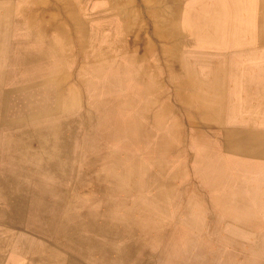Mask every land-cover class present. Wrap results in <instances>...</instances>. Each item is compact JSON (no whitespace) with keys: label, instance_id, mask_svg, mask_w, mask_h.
<instances>
[{"label":"rangeland","instance_id":"374dc122","mask_svg":"<svg viewBox=\"0 0 264 264\" xmlns=\"http://www.w3.org/2000/svg\"><path fill=\"white\" fill-rule=\"evenodd\" d=\"M23 1L0 0V15L9 8L17 18L15 20H24V14L17 10V5ZM36 1L35 9L28 8L23 12L35 13V21L40 23L43 22V16L50 18L47 14L52 11L56 14V23L61 21L67 30L69 45L66 47V58L61 56L62 53L58 57L53 50L55 56L52 62V68H60L52 70L51 134L55 131L58 137V143L52 140L53 146L61 145L62 150L53 147L55 153L52 151L51 174L35 175L36 190L31 192V196L47 204L45 216L41 219L32 218V211H29L31 207L27 206L18 224H4L3 229L0 228L3 230V240L10 239L9 245L3 247L4 264L12 252V240L18 242L16 253L19 257V261L13 264H56L58 261H62V264H101L100 258L106 255L105 252L102 255L99 252L86 255L71 241L55 238L54 231L64 220L74 218V215L80 216L83 221L84 227L76 226L80 228V236L84 234L87 239L113 246V253H107L109 264H254L264 259V168L261 169L264 167V110L244 111L243 105L237 100L243 96L227 93L228 89H233L223 87L221 64L212 61L215 60L212 57L219 58L214 51H220V48L207 46L203 40H192L188 45H182V57L163 60L149 56L148 63L152 64L147 67V76L154 75L157 68L161 69L158 78L162 85L155 87L156 95L149 88L150 84L146 86L145 81L138 83L130 75H125L121 84L105 88L97 87L90 81L83 90L77 78V67L82 57L76 52L78 41L75 27L67 20L71 9L63 5L66 0ZM91 2H81L79 13L85 20L96 11ZM118 3L122 2L118 0ZM95 14L101 17L100 22L110 18L112 22L116 18L118 24L110 25L114 26L113 29L122 23L118 13L110 17L109 12L103 9ZM14 16L11 15L12 18ZM184 18L180 16L181 21ZM142 19L141 24L145 26L148 17L142 16ZM51 22L47 25L52 28L51 41L56 46L60 41L55 37V23ZM110 27H105L101 33H112ZM2 33H10L13 39L18 32L7 29L4 32L0 30V35ZM145 34L151 36L150 31ZM64 49L61 48V52ZM119 59L132 67L124 58ZM185 65L188 66L183 68ZM84 76L90 77V70ZM181 81H185V84L178 85ZM112 113L122 115L127 122L130 120L139 132L133 137H128L123 131L110 132ZM156 113H159L158 118ZM252 116L254 120H251ZM235 140L238 141V148L233 147ZM254 142L260 145L259 152L251 151ZM45 164L47 167V160ZM124 169L129 170V180L124 184H115L113 177L106 176L108 172L112 176L122 175ZM212 178L217 180L212 183ZM180 185L183 186L179 189ZM221 192L225 196H221ZM172 204H176V207ZM243 204H246V210ZM139 205L141 209H138ZM143 219L146 223H143ZM155 220L159 223H155ZM109 237L112 238L109 240ZM23 242H26V251L19 250ZM49 252L53 253L54 258ZM0 264H3L2 258Z\"/></svg>","mask_w":264,"mask_h":264},{"label":"crops","instance_id":"0c3cea01","mask_svg":"<svg viewBox=\"0 0 264 264\" xmlns=\"http://www.w3.org/2000/svg\"><path fill=\"white\" fill-rule=\"evenodd\" d=\"M92 1V7L96 11H93L92 16L87 18L85 23L88 36H92L93 29L100 23L101 17L95 14L97 11L99 13L105 9L109 15L117 13L109 8L106 0ZM159 1L158 9L161 12L175 14L178 20H181L180 16H185L197 30H200L203 24L205 31L219 32V39L207 42V46L220 48V51H214L219 58L212 57L215 59L212 61L221 64L220 68L223 71L220 72L224 73L221 77L225 84L223 87L233 89L230 91L228 89L227 93L243 96L237 99L243 105L242 110H250V112L264 110V0ZM199 16L203 23L196 21ZM184 24L188 25L187 28L191 27L190 23L183 22L182 25ZM0 45V55L2 54V57L0 56V228H2L4 224H17L21 221L20 213H24V210L19 211V208L30 205L28 201L33 198L31 192L36 190L35 175L51 174L52 100L50 90L46 93L44 86L39 92L45 99H38L39 106L26 105L34 112L25 116L30 117L28 120L19 119L18 114L12 113L22 105L19 99L22 95L21 90L40 83L44 77L50 75H46L49 71L46 62L51 60V48L45 41L41 43L35 39L28 40L22 47L30 58L26 57L25 61L20 63L21 50L16 41L11 38L4 41L0 37ZM41 62H43V71L37 68V64ZM254 118L252 116L251 120ZM46 160L47 167L44 164ZM2 229L0 258L4 264Z\"/></svg>","mask_w":264,"mask_h":264},{"label":"bare ground","instance_id":"6f19581e","mask_svg":"<svg viewBox=\"0 0 264 264\" xmlns=\"http://www.w3.org/2000/svg\"><path fill=\"white\" fill-rule=\"evenodd\" d=\"M2 1V0H1ZM4 1V0H3ZM11 1V0H10ZM47 1V0H46ZM63 1V0H62ZM61 1V2H62ZM85 0H66L65 3H63V5L66 4V7L71 9V12L69 13V15L67 14V20L70 21V23L72 22L74 27H75V32H76V37H77V41H78V45H77V49L76 52L77 54H79V56L81 55V63H79L78 67H77V74H78V81L80 82V84L82 85V89H85V85H87L90 81H92V84H94L97 87L100 88H105L108 86H112V85H119L121 84V80L125 75H130V77L137 79L138 83H141L142 81H145L146 86H148L150 84L151 90L158 88L162 85L161 81H159L158 75H160V68H157L155 70L154 75L148 77V71H147V67L149 64L152 63H148L150 60V57L152 56L153 58H162L163 60L165 59H169L171 57H182V45H188L189 42H191L192 40H203L204 42H210L211 40H217L220 37V34L218 31H205L203 29V24L200 28V30H197L196 28H194V26L192 25V22L188 21L187 18H185V20H183L181 22V20H178L177 15L175 14H166V12H161V10H159L158 8H160V5L158 4L160 1L159 0H119L122 3L119 4L118 0H114V1H110V0H106L108 2L109 8H111V10L113 12H117L116 14L119 15L120 19H121V24H119V26L117 25L118 29H116L117 27H115V29H113V25L112 27H110L111 24H115L116 26V18L114 21L111 22V18L108 20H106L105 22H100L98 23L96 26L97 28L93 29V34L92 36H88V31L86 30V20L81 16V14L79 13L81 8H82V3ZM102 1V0H100ZM110 1V2H109ZM162 1V0H161ZM6 2V0H5ZM4 2V3H5ZM9 2V1H8ZM43 2V1H42ZM164 2V1H163ZM162 2V3H163ZM2 3V4H4ZM37 1L36 0H24L23 3L21 2L19 5H17V10L19 9L21 12H19L20 14H24V20H15L17 18H15V16L13 14H11L12 12L10 11L9 8H6V10H4L3 14L0 15V30H3V32L7 29L9 30H15L18 33L14 36L13 40L16 41V43L19 44L20 46V56H19V61L20 63H23L26 57L30 58V55L27 56V54L24 53L23 49V45L27 44L28 40L31 39H35L38 41H41V43H43L45 41L46 45L50 46L51 48V60L50 62H46V66L48 64V69L49 71H47V75L46 77L43 78V80L40 81V83H36L34 84V86H30L29 88H25L26 90L22 89V95L21 97H19L20 101L22 102V105L20 106V109L18 108L17 110L12 111L13 114H18L19 119H26L28 120V118L30 117H25L26 115H29L30 113L34 114L33 111L29 110V108H27L26 105H28V107H32V106H36L38 107V99L40 98L41 100L45 99L42 98V94L40 95L39 90H43V87L45 86V90L47 93V90H50L51 92V100H52V70L54 71L55 68H52V62H53V56L57 55L58 57L61 55L63 57H65L67 55V33L64 29V26L62 24V22L60 21V23H56V18H55V13L54 12H50L47 15H50V18H44L43 16V22L40 23H36L35 21V13H24L23 11H26L28 8L31 9H35V7H37L36 4ZM57 4V3H55ZM100 4H103L100 2ZM170 5V4H168ZM49 6V5H48ZM47 6V7H48ZM53 6V5H52ZM59 6V5H58ZM167 7V5H164ZM44 7V6H43ZM56 7V6H55ZM171 7V6H169ZM1 8V7H0ZM164 8V7H162ZM2 9V8H1ZM179 9V8H178ZM75 10V11H73ZM119 10V11H118ZM171 10V9H170ZM163 11V10H162ZM168 12V11H167ZM174 13V12H173ZM177 13V12H176ZM14 16V18L11 17ZM112 15L115 14H111L109 15L110 17H112ZM41 16V15H40ZM142 16L148 17L147 21H146V25L144 26L142 23ZM17 17V16H16ZM59 17V16H58ZM196 19V18H195ZM14 21H18L17 23H13ZM54 21V29L56 30V36L58 37L57 39H59L60 42L57 43L56 46H53V40L52 36H51V27L48 26L47 24H51ZM63 21V20H62ZM196 21H200V16L198 17V19H196ZM64 22V21H63ZM185 22L186 24L190 23V28H187L188 25H182V23ZM201 23H203L202 21H200ZM213 21L211 20L210 23H212ZM106 23V24H105ZM58 24V25H57ZM118 24V23H117ZM15 25V26H14ZM150 25V28H149ZM71 26V25H70ZM110 27L111 32L108 35L106 33H101L103 32V29L105 27ZM122 27V28H121ZM51 28V29H50ZM25 30V31H24ZM115 31V35H113V31ZM118 30V31H117ZM149 32L151 33L149 35H146L145 33ZM22 32V33H21ZM71 33V32H70ZM148 34V33H147ZM12 36V35H11ZM0 37L5 41L6 39L10 40V33L9 35H0ZM63 37H65V39H62ZM91 38L89 40V38ZM2 42V41H1ZM62 43V44H61ZM65 44V46H61ZM69 45V44H68ZM1 46V45H0ZM6 46V45H5ZM160 46V48H159ZM65 48L64 51L61 52V48ZM89 48V49H88ZM159 49V51H158ZM53 50H55V55H53ZM1 53V52H0ZM2 57V54L0 55ZM4 56V54H3ZM150 56V57H149ZM124 58L127 63L132 64L130 66H126L125 64L122 63V61L120 62V59L118 60V58ZM66 58V57H65ZM1 59V58H0ZM172 60V59H171ZM3 62V61H2ZM172 62V61H171ZM175 62V61H174ZM179 62V61H178ZM168 63V62H167ZM43 62L38 63L37 64V68L38 69H42L43 71ZM3 66V64H2ZM170 66V65H169ZM168 66V67H169ZM188 65L183 66V68H186ZM60 68V67H58ZM57 68V69H58ZM150 69V68H149ZM174 69V68H173ZM88 70H90L91 76L90 77H86L84 76L85 72H88ZM151 70V69H150ZM3 71V70H2ZM133 72L135 74H133ZM132 76H131V74ZM190 73V72H189ZM62 75V74H61ZM150 75V74H149ZM174 79V78H173ZM107 80V81H105ZM123 84V83H122ZM166 84V83H165ZM180 84H185V81H181L178 82V85ZM196 84V83H194ZM124 85V84H123ZM126 86V85H125ZM144 86V85H143ZM41 87V88H40ZM178 87V86H177ZM124 88V87H123ZM180 88V87H179ZM34 89V91H33ZM61 89V88H60ZM126 89V88H125ZM145 89V88H144ZM174 90V89H173ZM182 91V90H181ZM17 92V91H16ZM155 94H154V93ZM151 91L150 93H153L154 95H156V90ZM19 93V92H17ZM164 93V92H163ZM141 94V92H140ZM144 95V94H143ZM181 95V94H180ZM184 95V94H183ZM60 96V95H59ZM47 98V97H46ZM110 98V97H109ZM112 98V97H111ZM129 98V97H128ZM121 99V98H120ZM70 100V98H69ZM68 100V102H69ZM112 100V99H111ZM115 100V99H114ZM122 100V99H121ZM162 100V99H161ZM160 100V101H161ZM133 101V100H132ZM101 102V101H100ZM108 102V101H107ZM114 102V101H113ZM126 102V101H125ZM151 102V101H150ZM149 102V103H150ZM161 103V102H160ZM4 104V103H3ZM95 104V103H94ZM142 104V103H141ZM99 105V104H98ZM106 105V104H105ZM135 106V105H134ZM55 107V106H54ZM100 108V107H99ZM103 108V107H102ZM101 108V109H102ZM115 109V108H114ZM95 110V109H94ZM116 110V109H115ZM130 110V109H129ZM44 111V110H43ZM132 111V109H131ZM165 111V110H164ZM83 112V111H82ZM95 113V112H94ZM176 113V112H175ZM146 114V113H145ZM154 114V113H153ZM46 115V114H45ZM97 115V114H96ZM143 115V114H142ZM99 116V115H98ZM156 118L159 117V113H156ZM182 117V116H181ZM180 117V118H181ZM99 118V117H98ZM111 130L110 132H119V131H123L128 137H133L135 133L139 132V129L137 128V126L135 124L130 123V120L127 122L126 118H124L122 115L120 114H115L112 113L111 115ZM109 118V119H110ZM147 118V117H146ZM179 118V119H180ZM97 119V118H96ZM100 119V118H99ZM98 120V119H97ZM101 120V119H100ZM181 120V119H180ZM105 121V120H104ZM96 122V121H95ZM102 122V121H101ZM92 123V122H91ZM105 123V122H104ZM77 124V123H76ZM100 125V124H99ZM98 125V126H99ZM54 126V125H53ZM103 126V125H102ZM105 126V125H104ZM107 126V125H106ZM50 127V126H49ZM101 127V126H100ZM143 127V126H142ZM174 127V126H173ZM46 128V127H45ZM52 128V127H51ZM102 128V127H101ZM50 129V128H49ZM55 129V128H54ZM53 129V130H54ZM91 129V128H90ZM105 129V128H104ZM108 129V126H107ZM144 129V128H143ZM71 130V129H70ZM85 130V129H84ZM173 130V129H172ZM178 130V129H177ZM251 130V129H250ZM46 131V130H45ZM48 131V130H47ZM50 131V130H49ZM87 131V130H86ZM95 131V130H94ZM97 131V130H96ZM147 131V129H146ZM153 131V130H152ZM151 131V132H152ZM77 132V131H76ZM102 133V131H100ZM106 133V131H104ZM108 132V131H107ZM141 132V131H140ZM172 132V131H171ZM11 133V132H10ZM75 133V132H74ZM81 133V132H80ZM83 133V132H82ZM153 133V132H152ZM95 134V133H94ZM98 134V132H97ZM117 134V133H116ZM140 134V133H139ZM146 134V133H145ZM90 135V134H88ZM87 135V136H88ZM249 135V134H247ZM100 136V135H99ZM114 136V135H113ZM44 137V136H43ZM46 137V136H45ZM90 138V136H88ZM87 137V139H89ZM96 137V136H95ZM102 137V136H101ZM100 137V138H101ZM240 137V136H239ZM47 138V137H46ZM51 138L52 140L56 143L58 140L57 134L52 133L51 134ZM69 138V137H68ZM71 138V137H70ZM73 138V136H72ZM112 138V137H111ZM115 138V137H114ZM118 138V137H116ZM98 139V138H97ZM239 139V138H238ZM99 140V139H98ZM104 140V138L102 139ZM101 140V141H102ZM115 140V139H113ZM88 141V140H87ZM121 141V140H120ZM123 141V140H122ZM128 141V140H126ZM163 141V140H162ZM66 142V141H65ZM80 142V141H79ZM94 142V141H93ZM113 142V141H112ZM145 142V141H144ZM161 142V141H160ZM238 142V141H237ZM236 140L232 143L234 148H238L239 145L237 144ZM58 143V142H57ZM89 143V142H88ZM114 143V142H113ZM112 143V144H113ZM128 143H130L128 141ZM133 143H135L133 141ZM132 143V144H133ZM111 144V143H109ZM121 144H126L127 143H121ZM223 144V143H222ZM38 145V144H37ZM103 145V144H102ZM108 145V143H107ZM160 145V144H158ZM104 146V145H103ZM109 146V145H108ZM112 146V145H111ZM122 146V145H121ZM124 146V145H123ZM139 146V144H138ZM226 146V145H225ZM244 146V145H243ZM263 146V141H262V145ZM53 147L55 150H59L61 149V145H58L57 147L54 145L53 146V142H51V158H52V154L55 153L53 150ZM4 148V147H3ZM91 148V147H90ZM168 148V147H167ZM260 145L256 142H254L253 146H252V152H259L260 151ZM36 149V148H35ZM41 149V148H40ZM81 149V148H80ZM79 149V150H80ZM92 149V148H91ZM123 149V148H121ZM169 149V148H168ZM62 150V149H61ZM75 150V149H74ZM87 150V149H86ZM35 151V150H34ZM37 151V150H36ZM42 151V150H41ZM47 151V149H46ZM53 151V153H52ZM95 151V150H94ZM109 151V150H108ZM112 151V150H111ZM158 151V150H157ZM176 151V150H175ZM92 152V151H91ZM90 152V153H91ZM96 152V151H95ZM102 152V151H99ZM245 152V150H244ZM263 152V151H262ZM78 153V152H77ZM80 153V152H79ZM88 153V152H87ZM94 153V152H93ZM103 153V152H102ZM101 153V154H102ZM119 153V152H117ZM126 153V152H125ZM230 153V152H229ZM37 154V153H36ZM85 155H89L84 153ZM108 154V153H107ZM192 154V153H191ZM244 154V153H243ZM56 155V154H55ZM58 155V154H57ZM84 155V156H85ZM129 155V154H128ZM262 155V154H259ZM108 156H111L108 155ZM116 156V155H115ZM256 156V155H255ZM44 157V156H43ZM100 157V156H99ZM123 157V156H122ZM120 157V158H122ZM125 157V155H124ZM129 157V156H127ZM135 157V156H134ZM229 158V156H227ZM231 157V156H230ZM243 157V156H242ZM6 158V157H5ZM76 158V157H75ZM79 158V157H78ZM86 158V157H85ZM83 158V161L84 159ZM95 158V157H94ZM102 158V157H101ZM232 158V157H231ZM9 159V158H7ZM6 159V160H7ZM55 159V158H54ZM106 159V158H105ZM131 159V158H130ZM243 159V158H242ZM252 159V158H251ZM257 159V158H256ZM43 160V159H42ZM53 160V159H52ZM59 160V159H58ZM66 160V159H65ZM245 161L247 159H244ZM243 160V161H244ZM69 161V159H68ZM77 161V160H76ZM8 162V161H7ZM44 162V160H43ZM49 162V161H48ZM131 162V161H130ZM242 162V161H241ZM249 162V161H247ZM252 162V161H251ZM59 163V162H57ZM68 163V162H67ZM66 163V164H67ZM250 163V162H249ZM257 163V162H256ZM41 164V163H40ZM45 164V163H44ZM74 164V163H73ZM79 164V161H78ZM137 164V163H136ZM135 165V164H133ZM156 165V164H155ZM262 165V164H259ZM20 166V165H19ZM31 166V165H30ZM42 166V165H41ZM246 166V165H245ZM22 167V166H20ZM59 167V166H58ZM62 167V166H61ZM226 167V166H225ZM262 167V166H261ZM82 168V167H81ZM264 167H262L261 169H263ZM29 169V168H28ZM72 169H74L72 167ZM113 169V167H112ZM34 170V169H33ZM37 170V169H36ZM75 170V169H74ZM79 170V169H78ZM82 170V169H81ZM39 171V170H38ZM24 172V171H23ZM53 172V171H52ZM181 172V171H180ZM224 172L226 173V171L224 170ZM109 173V172H108ZM106 174V176L109 178L110 176L113 177L114 182L117 183H121L124 184L127 180H129L128 176H129V170L128 169H124L122 172V175L119 174V176H115L113 173V176L110 174ZM165 173V172H164ZM27 174V173H25ZM80 174V173H79ZM183 174V173H182ZM220 174V173H219ZM223 174V173H222ZM230 174V173H228ZM18 175V174H17ZM28 175V174H27ZM154 176V175H153ZM221 176V175H218ZM224 176V175H223ZM231 176V175H229ZM21 177V176H20ZM76 177H77V173H76ZM176 177V176H175ZM174 177V178H175ZM178 177V175H177ZM79 178V177H78ZM154 178H157L156 176ZM159 178V177H158ZM218 178V177H217ZM164 179V178H163ZM194 179V178H193ZM225 181L227 180V178H225ZM76 180V179H75ZM154 180V179H153ZM167 180V179H166ZM170 180V179H169ZM217 179L212 178L211 182L214 183ZM222 180V178H221ZM235 180V179H234ZM78 181V180H77ZM189 181V180H188ZM230 181V180H229ZM236 181V180H235ZM20 182V181H19ZM152 182V181H150ZM154 182V181H153ZM161 182V180H160ZM185 182H187L185 180ZM203 182V181H202ZM75 183V182H74ZM163 183V182H162ZM20 184V183H19ZM154 184V183H153ZM183 184V183H182ZM204 184V182H203ZM234 184V183H233ZM240 184V183H239ZM242 184V183H241ZM170 185V184H169ZM186 185V184H185ZM218 185V184H217ZM173 186V185H172ZM183 185L178 186L179 189L180 187ZM241 186V185H240ZM19 187V186H18ZM199 187V186H198ZM247 187V186H246ZM250 187V186H249ZM153 188V187H152ZM244 188V187H243ZM17 189V188H16ZM185 189V188H184ZM235 189V188H234ZM242 189V187H241ZM177 190V189H176ZM198 190V189H197ZM203 190V189H202ZM239 191V189H238ZM175 192V190H174ZM195 192V191H194ZM206 192V191H205ZM257 193V192H255ZM254 193V194H255ZM183 194V191H182ZM203 194V193H202ZM213 194V193H212ZM23 195V194H22ZM196 195H198L196 193ZM234 195V194H233ZM237 195V194H236ZM71 196V195H70ZM193 196V195H192ZM221 196H225L224 192H221ZM73 197V195H72ZM198 197V196H197ZM245 197V196H244ZM257 197V196H256ZM236 198V197H235ZM261 198V197H260ZM8 199V198H7ZM168 199V198H167ZM203 199V198H201ZM206 199V198H205ZM178 200V199H177ZM180 200V199H179ZM182 200V198H181ZM191 200V199H190ZM251 200V199H250ZM194 201V200H193ZM208 201V200H207ZM248 201V200H247ZM264 201V200H263ZM15 202V201H14ZM29 207H31V210L29 209V211H32V218L34 217H39L38 219H41L42 217L45 216L46 214V206L47 204L44 203L43 201H40V198L37 197H33L32 199H30L29 201ZM175 202V201H173ZM178 202V201H177ZM176 202V203H177ZM202 202V201H201ZM205 202V201H204ZM212 202V199H211ZM230 202V201H229ZM236 202V201H235ZM250 202V201H249ZM122 203V202H121ZM190 203V202H189ZM200 203V202H199ZM225 203V202H224ZM227 203V202H226ZM232 203V202H231ZM182 204V203H181ZM211 204V203H210ZM119 205V203H118ZM173 205V204H172ZM180 205V204H179ZM204 205V204H203ZM233 205V204H232ZM249 205V204H248ZM252 205V204H251ZM143 206V205H142ZM196 206V205H194ZM193 206V207H194ZM202 206V205H201ZM250 206V205H249ZM253 206V205H252ZM121 207V205H120ZM124 207V206H123ZM140 205L138 206L139 209ZM173 207H176L173 205ZM188 207V206H187ZM185 207V208H187ZM206 207V206H205ZM246 204H243V209L246 210ZM259 207V206H258ZM178 208V207H177ZM176 208V210H177ZM195 208V207H194ZM240 208V207H239ZM21 210H25V207H20L19 211ZM122 209H126V208H122ZM141 209V207H140ZM188 209V208H187ZM200 209V207H199ZM119 210V209H118ZM153 210V209H152ZM175 210V208H174ZM195 210V209H194ZM203 210V209H202ZM147 211V210H146ZM173 211V210H172ZM10 212V211H9ZM17 212V211H16ZM80 212V211H79ZM119 212V211H118ZM137 212H139V210H137ZM150 212V211H149ZM176 212V211H175ZM174 212V213H175ZM246 212V211H244ZM116 213V212H114ZM113 213V214H114ZM123 213V212H121ZM173 213V212H172ZM261 213V212H260ZM21 214V213H20ZM117 214V213H116ZM120 214V213H119ZM140 214V213H139ZM142 214V213H141ZM146 214V213H145ZM151 214V212L149 213ZM213 214V213H212ZM211 214V215H212ZM242 214V213H241ZM246 214V213H245ZM251 215V213H249ZM254 213H252L253 215ZM16 215V213H15ZM118 215V214H117ZM116 215V217H117ZM147 215V214H146ZM248 215V213H247ZM13 216V215H12ZM115 216V215H114ZM120 216V215H119ZM140 216V215H139ZM142 216H144V214H142ZM242 216V215H241ZM123 216L121 215V218ZM145 217V216H144ZM155 219V216H153ZM202 217V216H201ZM254 217V216H253ZM120 218V219H121ZM148 218V217H147ZM22 219V218H21ZM124 219V217H123ZM225 219V218H224ZM233 219V218H232ZM260 219V218H257ZM144 220V219H143ZM151 220V219H150ZM149 220V221H150ZM153 220V219H152ZM163 220V219H162ZM161 220V221H162ZM229 220V218H228ZM146 223V220H144ZM154 221V220H153ZM157 220H155L156 223ZM258 221V220H257ZM49 222V220L47 221ZM46 222V223H47ZM82 219L80 218V216L78 215H74V218H68V220H64L62 222V224L60 225V227L54 231V236L55 238H64L66 240L71 241L74 245L78 246L79 248H81L86 255L93 253V252H99L100 255H102L105 252V256L100 258L101 264H105L106 262H110V258L107 257V253L108 252H112L111 249H114L112 245L110 246H106V245H102L99 242L93 241L91 239H87L85 238L82 234V236H80L78 234V230L80 228L77 229L76 226H83L82 223ZM140 222V221H139ZM158 222V221H157ZM164 222V221H162ZM224 222V221H223ZM259 222V221H258ZM50 223V222H49ZM142 223V224H143ZM151 223V221L149 222ZM159 223V222H158ZM161 223V222H160ZM237 224V222H235ZM256 223V222H255ZM18 224V223H17ZM226 224H229L226 222ZM232 224V223H231ZM233 225V224H232ZM231 225V226H232ZM141 226V225H139ZM150 226V225H149ZM148 226V227H149ZM204 226V225H203ZM208 226V225H207ZM224 226V225H223ZM257 226V223H256ZM92 227V226H91ZM233 227V226H232ZM259 227V226H258ZM143 228V227H142ZM145 228V227H144ZM156 228V227H155ZM225 228V227H224ZM83 229V228H82ZM141 230V228H139ZM150 229V228H149ZM139 230V231H140ZM154 230V228H153ZM203 230V229H202ZM201 230V231H202ZM205 230V229H204ZM222 230V228H221ZM228 230V229H226ZM237 230V229H236ZM152 231V230H151ZM158 231V230H157ZM223 231V230H222ZM159 233H161L160 231H158ZM230 232V231H229ZM154 233V232H153ZM156 233V232H155ZM222 233V232H221ZM236 233V232H235ZM158 234V233H157ZM219 234V233H217ZM223 234V233H222ZM255 234V233H254ZM145 235V234H144ZM149 235V234H148ZM153 235V234H152ZM221 235V234H220ZM218 235V236H220ZM147 236V234H146ZM150 236V235H149ZM157 236V235H156ZM217 236V237H218ZM222 236V235H221ZM145 237V236H143ZM215 237V236H214ZM109 237L108 239L110 240ZM155 238V236H154ZM217 239V238H215ZM219 239V238H218ZM221 239V238H220ZM10 240V239H9ZM9 240L4 241L3 240V247L5 245H9ZM222 240V239H221ZM14 240H12L11 243V247H12V252L8 257L7 263L6 264H13V263H17L19 261V257L17 256L16 250L18 247L17 244L18 242L15 241V243L13 242ZM25 241V240H23ZM155 241V240H154ZM264 241V239H263ZM223 242V241H222ZM232 242V241H231ZM35 243V242H34ZM224 243V242H223ZM236 243V242H235ZM24 245H21L19 247V250L22 251H26L27 248L25 246L26 242H23ZM243 245V244H240ZM33 246V245H32ZM1 247V246H0ZM162 247V246H160ZM233 248V247H232ZM234 248H237L236 246ZM250 248V247H248ZM37 249V248H36ZM240 249V248H239ZM161 250V249H160ZM257 250V249H256ZM264 250V249H263ZM263 252V256H264V251ZM31 251V250H30ZM29 251V252H30ZM39 250H37L38 252ZM44 251V250H43ZM42 251V253H43ZM87 251V252H86ZM245 251V250H244ZM258 251V250H257ZM36 252V253H37ZM249 252V251H248ZM46 253V252H45ZM50 253V252H49ZM113 253V252H112ZM120 253L122 254V250L120 251ZM39 254H41L39 252ZM53 256V253H50ZM56 254V253H55ZM158 253H156L157 255ZM251 254V253H250ZM44 255V254H42ZM245 256L247 255L246 253L244 254ZM253 255V254H252ZM256 255V254H255ZM50 256V255H49ZM98 256V255H97ZM159 256V255H158ZM157 256V258H158ZM257 256V255H256ZM254 256V257H256ZM17 257V258H16ZM57 257V255H56ZM26 258V257H25ZM58 258H60L58 256ZM62 258V257H61ZM98 258V257H96ZM115 258V257H114ZM113 258V260H114ZM155 258V259H157ZM250 258V257H249ZM248 258V259H249ZM45 259V258H44ZM56 259V258H55ZM148 259V258H147ZM146 259V260H147ZM240 259V258H239ZM242 259L244 261H246V259H244L242 257ZM256 259V258H255ZM259 259V258H258ZM262 259V258H261ZM261 259L258 260V263H256L257 261L254 262V264H262ZM51 260V259H50ZM126 260V259H125ZM264 261V259H262ZM44 261V260H43ZM49 261V260H48ZM52 261V260H51ZM55 261V260H54ZM96 261V260H95ZM240 261H242L240 259ZM243 261V262H244ZM251 261V258L250 260ZM98 262V261H97ZM115 262V261H114ZM126 262V261H125ZM123 262V263H125ZM56 263V262H55ZM112 263V262H111ZM240 263V262H239ZM252 263V261H251ZM51 264V263H48ZM56 264H62V261H58ZM66 264H74L73 262H67ZM95 264V263H94ZM117 264V263H116ZM242 264V262H241ZM248 264V263H247ZM250 264V263H249Z\"/></svg>","mask_w":264,"mask_h":264}]
</instances>
